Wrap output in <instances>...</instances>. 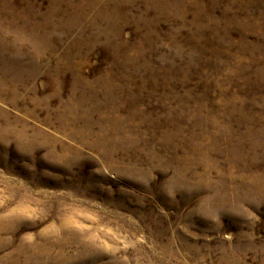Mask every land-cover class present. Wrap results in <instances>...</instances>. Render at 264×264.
<instances>
[{
  "label": "rangeland",
  "instance_id": "374dc122",
  "mask_svg": "<svg viewBox=\"0 0 264 264\" xmlns=\"http://www.w3.org/2000/svg\"><path fill=\"white\" fill-rule=\"evenodd\" d=\"M0 264H264V0H0Z\"/></svg>",
  "mask_w": 264,
  "mask_h": 264
}]
</instances>
